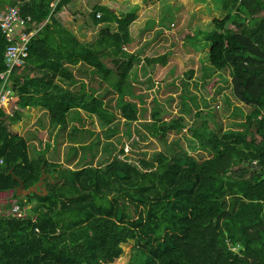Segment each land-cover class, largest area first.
<instances>
[{"label":"trees","instance_id":"obj_1","mask_svg":"<svg viewBox=\"0 0 264 264\" xmlns=\"http://www.w3.org/2000/svg\"><path fill=\"white\" fill-rule=\"evenodd\" d=\"M70 1L0 0L19 5L31 17L25 31L36 30L24 65L10 73L14 108L0 107V192L12 190L11 199L26 207L24 218L0 213V264H264V0H213L222 14L201 37L210 42L198 58L201 78L227 70L230 93L251 107L245 113L234 107L243 117L240 129L225 131L215 120L207 135L201 125L191 127L206 152L201 159L158 151L139 165L114 157L102 167L87 162L78 168L49 162L42 152L32 157L27 139L11 126L31 106H41L59 126L70 111L83 110L102 122L106 134L117 131L116 112L127 122L137 120L136 104L124 97L140 51L126 49L135 43L129 32L134 10L93 1L85 22L99 27L91 40L80 41L55 16ZM5 44L0 33V72ZM165 59L166 53L143 57L151 66ZM79 63L88 82L98 79L110 88L114 105L74 78L70 66ZM145 127L164 141L184 125L157 119ZM10 170L24 188L44 171L46 194L16 195ZM9 206L7 200L0 209Z\"/></svg>","mask_w":264,"mask_h":264},{"label":"rangeland","instance_id":"obj_2","mask_svg":"<svg viewBox=\"0 0 264 264\" xmlns=\"http://www.w3.org/2000/svg\"><path fill=\"white\" fill-rule=\"evenodd\" d=\"M71 1L73 3H68L61 10L63 21L67 19L70 22H77V17L78 21L85 20L84 15L89 11L93 1L100 0ZM101 1L106 5L110 4L118 11L134 10L138 18V26L133 28L134 32L137 33V39L135 38V43L127 46L126 49L130 52L140 50V53H138L139 61H136V65L134 64L130 70L129 79L132 81V85L128 89L130 92L124 97L126 101L136 104L138 118L127 122L119 117V113L116 112L117 120H114L113 125L117 127V131L106 134V129L96 116L90 118L84 114V122L81 120L83 129L80 130L83 137L80 135L75 136L74 142L79 144V138H82L85 145H89V147H93V141L97 140L99 142L95 149L97 151L96 157L88 158L93 166L102 167L104 163L110 162L114 157L139 165V159L150 160L154 153L158 151L179 155L186 151L189 156L201 159L206 156V152L198 147L197 141L192 135L191 127L201 125L199 131L203 132V135H207L214 128L215 120L217 124L218 122L221 123L225 131L240 129L238 123L243 120V117L242 114L236 113L234 107H239V111L244 113L248 112L251 107L240 103L230 93L227 70L223 69L218 74L202 79L201 74L204 72L198 62L199 57V59H202V55L206 56V48L210 46L209 41L201 38L203 37L202 34L207 33L208 29L212 27L211 19L213 17H221L222 9L219 5L213 0H152L150 3L145 0H141L140 3L139 0ZM170 12L173 14L171 18H169ZM79 15H83L82 18H79ZM170 20L173 21L169 22ZM133 23H135V20ZM96 28L98 29V26H94V32L97 31ZM190 31L194 35L186 38L187 32ZM169 48H173L175 53L173 65L167 71L163 70L160 74H156L157 78L155 80V77L144 69V66L154 68L153 65H147L145 61L142 62L141 58L143 56L161 55L159 53H164ZM194 50L201 51V55ZM80 68L85 69L86 66L78 65V67L74 66L70 69L75 76L85 80V75L79 72ZM190 70L192 72L188 73ZM145 72L149 73V76ZM164 79L166 82L163 84ZM98 83V81L93 83V88H99V92H104L106 86L101 83L99 87ZM166 84L168 85L165 86ZM137 89L141 93L140 96L136 95ZM103 99L109 102L111 106L117 102L116 100L114 102V98L109 94ZM199 109L209 111V113L200 114V117L194 118V113ZM210 113L215 117L213 116V118ZM153 114H155V117H152ZM68 116H71V114ZM209 118L210 120H208ZM157 119L177 120L184 127L178 132H174L175 130L168 131L164 141L159 140L145 127V124L148 126L153 120L156 122ZM206 120L208 121L206 122ZM31 131H34L35 134L33 140L35 144L38 143L39 136L44 134L49 137L53 136L57 141L63 132V126L54 125L50 122L47 126V124H39L37 120ZM91 131L95 133V135L92 134L93 141L89 139ZM143 136L147 138H143ZM106 143L113 147V152L110 151L109 153L105 150L106 146L109 147ZM54 147L52 153L55 155L48 154L47 150L43 155L49 162L58 160L56 158V156H59V153H56L58 144ZM36 148L37 146L30 144L28 148L29 155L32 157L40 155V148ZM72 148L73 146H71ZM121 149L123 153L120 152ZM82 154L85 155V159L89 155L88 151H82ZM132 245V241L124 245V252L127 256ZM236 247L238 248V245Z\"/></svg>","mask_w":264,"mask_h":264},{"label":"crops","instance_id":"obj_3","mask_svg":"<svg viewBox=\"0 0 264 264\" xmlns=\"http://www.w3.org/2000/svg\"><path fill=\"white\" fill-rule=\"evenodd\" d=\"M140 1L141 0H139L138 2L140 3ZM145 1H147L149 3L152 2L151 0H145ZM158 1H164V0H158ZM178 1H184V0H178ZM99 2L102 3L101 0ZM68 3H73V1H70ZM102 4H105V3H102ZM107 4H109V3H107ZM7 5L8 4H6V3L0 2V10L3 7L7 6ZM92 5L93 4H91V6ZM109 7H111V5ZM61 10L57 11V13L55 14V16L61 21V23L63 25H65L68 28H70L73 31V33L75 34V36L80 41H89V40H91L94 37L96 31L95 32L93 31V28H94L93 25H91L88 22H85L84 19L81 20V21H78V17H77V20H76L77 22H73V21L70 22L67 19H65L63 21L62 20V14L63 13L61 12ZM171 13L172 12L169 13V17H172L173 16V14H171ZM82 16L83 15H79V18H82ZM133 22L129 26V32L131 33L132 36H134V39L135 38L137 39V33L134 32L133 28L135 26H138V23H137L138 22V18L135 19V23H133ZM96 30H97V28H96ZM166 30H168V29H166ZM208 48L209 47H207L206 50ZM164 53H166V59H165V64L164 65H162V64H155L157 66H153L154 68H148V67H145L144 66V69L146 71H148L152 76L155 77L154 78L155 80L157 78L156 74H160L161 72H163V70L167 71L173 65L172 64L173 63V59H174L173 57L175 56V53L173 52V48L172 49L171 48L166 49V51ZM159 54H163V53H159ZM143 57L141 58L142 59V62L144 61L143 60ZM78 65H82V63H79V64L74 65V66H77L78 67ZM74 66H70V68L71 67H74ZM79 72L81 74H84V72H81V71H79ZM149 73L145 72V74L147 76H149ZM167 74H169V73L167 72ZM73 76H74V78L81 79L82 81L86 82L85 83L86 90H89L90 87L93 88L92 84L95 83L96 81H98V79H97V80L89 81L88 82V79L87 78L85 80H83L81 77H77L74 74H73ZM135 78L137 80V76ZM162 82L164 84L166 82V80L164 79V81H162ZM131 83H132V81H131ZM155 83H157V82H155ZM98 84H99V87H100V82ZM167 85L168 84H166L165 86H167ZM104 86H106V88L104 89V92H99V88H94L96 90V94L99 95V96H101V97H105V96H107V94L111 95V97H114L113 92L110 90V88L107 85H105V83H104ZM71 87L73 88V90L76 91L79 88V83L75 84L74 87L73 86H71ZM10 92L12 93L11 88H10ZM142 92H145V91H142ZM14 94H15V91L12 93V95H13L12 96L13 97L12 100H15ZM136 95H139V96L141 95V93H140V91H138V89H137ZM104 101H106V100L104 99ZM11 102L10 101L6 102V104H3L1 106V108H5V111L6 112H11V110L14 108V104H13V102L12 103ZM145 106H146V104H145ZM73 111H70L67 114V116H66V119H67L66 125L63 126V132L60 135V137L57 139V141L54 139L53 136L52 137H49L48 135L44 134L43 136H39V141H38L37 144H35L33 142L35 134H34V131L32 132L31 130H32L33 126L35 125V123L37 122V120H38L39 124H47V126L49 124L48 115H47V113L45 112V110L41 106H31V107L24 108L22 110L21 120L18 121L17 123H15L14 125H12L11 126V129L13 131H17L22 136H24L27 139L29 145L32 144V146L35 145V146H37V148H40V152H42V154L45 153V150H47L48 154H53L52 151L55 149L54 146L56 144H58V151H56V153L57 154L59 153V156H56V158L58 160L55 161V162L61 163V165L63 167L78 168L79 166H82V164H84V163H87V162L90 163L91 160L88 159L89 157H93V158L96 157V152L97 151H95V149H96L97 145L99 144V142L97 140L95 142H92V143H94V144H92L93 147H91V146L89 147V145L86 146L85 143L82 141V138H79V142H80L79 144H76L74 142V140H75L74 137L75 136L80 135V136L83 137V135H82V133H81L80 130L83 129L82 123L84 122V116H85L84 114H86V113H84L83 110H79V111L73 110ZM69 114H71V116H68ZM86 116H89V115L86 114ZM93 116L95 117V115H92V116H89V117L91 118ZM15 125H16V127H15ZM55 128H57V127H55ZM18 130H20V131H18ZM91 132H93V131H91ZM26 133H28L27 136H25ZM92 134L95 135V133H91L89 135V139L91 141H93L92 140L93 139L92 138ZM143 138H147V137L146 136H143ZM71 146H73L72 149H71ZM108 146L109 147L105 148V150L107 152H109V153H110V151L113 152V147L110 146V145H108ZM92 148H93V150H91ZM82 151H88V154L89 155H87V158L86 159H85V155L82 154ZM53 155H55V154H53ZM78 164H80V165H78Z\"/></svg>","mask_w":264,"mask_h":264},{"label":"built area","instance_id":"obj_4","mask_svg":"<svg viewBox=\"0 0 264 264\" xmlns=\"http://www.w3.org/2000/svg\"><path fill=\"white\" fill-rule=\"evenodd\" d=\"M54 4L55 2H51L50 6ZM99 14L98 12L96 16H99ZM29 21H31V17L23 15L19 5H7L0 10V33L6 42L3 55L6 68L0 72V107L6 104L12 95L10 92V73L12 69L23 65L27 56L29 39L36 31L35 29L25 31ZM11 191L0 192V205L11 198ZM0 213L15 218H24L26 207L20 206L15 199H10V206L0 209Z\"/></svg>","mask_w":264,"mask_h":264},{"label":"water","instance_id":"obj_5","mask_svg":"<svg viewBox=\"0 0 264 264\" xmlns=\"http://www.w3.org/2000/svg\"><path fill=\"white\" fill-rule=\"evenodd\" d=\"M15 87H16L15 84L11 85L12 93L15 91ZM10 173L12 174V170H10ZM45 176H46V174L44 173V171H42V173L39 177V180L35 184L24 188L23 182L18 177L13 175V177L18 181V185L15 187L16 195L26 196V195H29L30 193L40 194L41 191H43V194H46V190H45V187L43 185V180H44Z\"/></svg>","mask_w":264,"mask_h":264},{"label":"clouds","instance_id":"obj_6","mask_svg":"<svg viewBox=\"0 0 264 264\" xmlns=\"http://www.w3.org/2000/svg\"><path fill=\"white\" fill-rule=\"evenodd\" d=\"M156 1H158V0H156ZM18 68V67H17ZM11 85H12V82H11ZM10 88H11V86H10Z\"/></svg>","mask_w":264,"mask_h":264}]
</instances>
